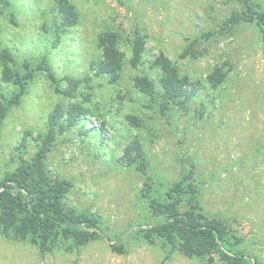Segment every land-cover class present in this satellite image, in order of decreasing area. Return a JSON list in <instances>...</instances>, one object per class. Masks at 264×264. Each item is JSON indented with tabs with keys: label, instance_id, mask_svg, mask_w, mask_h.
Returning <instances> with one entry per match:
<instances>
[{
	"label": "rangeland",
	"instance_id": "rangeland-1",
	"mask_svg": "<svg viewBox=\"0 0 264 264\" xmlns=\"http://www.w3.org/2000/svg\"><path fill=\"white\" fill-rule=\"evenodd\" d=\"M70 1L79 22L57 31L53 0H0V52L9 49L14 68L33 74L3 121L0 178L34 153V138L48 131L53 108L75 102L61 93L64 77L80 80L77 90L89 93L83 103L89 112L63 131L55 126L45 167L51 177L71 182L64 204L95 214L104 237L42 255L31 243L0 231V264H224L217 256L208 261L177 251L166 257L156 238L144 236L158 220L143 202L149 184L157 194L155 187L166 190L189 170L205 214L229 224L245 238L241 247L264 264L263 32L247 21L224 25L231 13L245 11L243 1ZM257 2L264 8V0ZM107 29L118 31L126 53L113 82L90 68L101 56L98 34ZM135 33L146 40L144 64L137 68L128 62ZM162 51L181 76L197 83L184 106L164 107L160 96L152 100L134 86L138 75L157 83L159 71L150 63ZM45 55L54 80L39 67ZM215 66L227 75L212 87L207 76ZM3 68L0 61V101L7 102L15 86L2 81ZM130 115L138 116L140 127L129 122ZM99 122L103 132L79 133L80 127L97 128ZM135 136L144 158L126 163L124 148ZM113 242L123 244L125 252H115Z\"/></svg>",
	"mask_w": 264,
	"mask_h": 264
},
{
	"label": "trees",
	"instance_id": "trees-1",
	"mask_svg": "<svg viewBox=\"0 0 264 264\" xmlns=\"http://www.w3.org/2000/svg\"><path fill=\"white\" fill-rule=\"evenodd\" d=\"M245 11L233 12L224 21L225 26H234L241 21L253 23L261 28L264 39V8L257 0H242ZM57 14L59 29L73 27L79 22V15L70 0H53ZM207 32L205 36H209ZM59 36V35H58ZM56 36V40L58 39ZM101 49L99 59L90 62V68L95 76H102L110 81L118 79L125 63L126 53L120 46V34L117 30H102L97 37ZM129 64L137 68L144 64L145 37L135 33L130 40ZM190 51L185 50L186 53ZM42 66L54 80L46 55L41 58ZM3 64L1 79L15 86L13 96L7 102L0 101V131L7 116L9 103H18L25 92L28 80L32 78V70L19 72L12 65L14 57L9 49L0 52ZM159 71L157 83L147 75L133 78L134 86L150 99L161 97L165 104L184 106L197 90V83L188 77L181 76L177 66L164 54L159 52L150 63ZM226 72L221 66H215L207 79L212 87L219 86ZM66 86L61 93L65 99L74 98L75 102L58 104L48 115L49 129L38 134L35 150L29 159L22 158L17 166L0 178V231L20 241L29 242L44 255L57 249H79L89 242L104 237L100 219L87 212H77L68 209L64 198L71 187L66 179L51 177L45 167V159L55 140L54 128L59 131L75 126L76 122L89 112L84 102H89V93L77 90L80 80L65 76ZM89 77H85L88 81ZM129 122L140 127L141 120L136 115L128 116ZM103 132L104 122L98 127L79 128V133L91 130ZM126 163H133L144 158L140 140L135 136L124 148L122 156ZM193 172L189 170L174 184L163 191L155 187L157 194L144 195L145 206L158 218L145 232V238H156L165 250L166 257L173 252H180L188 257L208 258L212 261L217 256L224 264H263L255 255L248 254L241 244L245 238L236 234L225 222L215 216L206 215L199 198V188L193 180ZM153 191V192H154ZM186 208L181 209V204ZM152 240V239H151ZM111 248L117 253H124L125 248L119 242L111 243Z\"/></svg>",
	"mask_w": 264,
	"mask_h": 264
}]
</instances>
